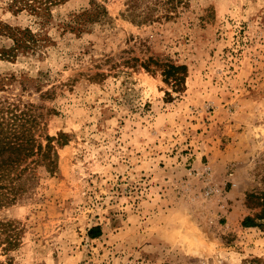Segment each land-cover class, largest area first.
Segmentation results:
<instances>
[{
  "label": "rangeland",
  "instance_id": "374dc122",
  "mask_svg": "<svg viewBox=\"0 0 264 264\" xmlns=\"http://www.w3.org/2000/svg\"><path fill=\"white\" fill-rule=\"evenodd\" d=\"M92 3L107 16L71 29ZM10 4L0 21L38 40L0 58V98L36 106L56 168L0 206V262L264 264V227L241 225L264 203V0H183L144 22L126 0H66L42 24ZM164 62L186 65L180 92Z\"/></svg>",
  "mask_w": 264,
  "mask_h": 264
},
{
  "label": "trees",
  "instance_id": "16d2710c",
  "mask_svg": "<svg viewBox=\"0 0 264 264\" xmlns=\"http://www.w3.org/2000/svg\"><path fill=\"white\" fill-rule=\"evenodd\" d=\"M64 1L66 0H11L10 6L14 12L26 10L42 24L44 18L49 15L50 7ZM142 1L126 0L128 15L137 22L169 18L183 0H152V3L145 0L142 11H136ZM156 10L161 11L155 13ZM105 16H107L105 7L92 3L90 8L74 14L68 25L71 29L81 31L87 22L97 21ZM0 25L6 28L0 32H7L12 39V45L8 49H0V58L15 57L18 52L37 46L38 39L28 27H12L1 21ZM144 67L147 68L146 65ZM160 70L162 80L171 86L173 92L183 90L187 75L186 65L164 62ZM2 88L0 79V89ZM165 94L171 98L169 91H165ZM40 117V112L32 103H15L0 98V206L13 203L23 189L24 182L34 177L36 172L45 170L47 174H51L55 171L56 153L52 143L54 137L43 131L45 123L40 127ZM37 129L42 130L36 135ZM250 196L256 197L255 194ZM261 196L264 198V193ZM260 204L262 207L258 213L243 217L241 221L243 227H264V223L260 221L264 218V203ZM88 234L97 237L101 234V228L95 226L89 229Z\"/></svg>",
  "mask_w": 264,
  "mask_h": 264
}]
</instances>
